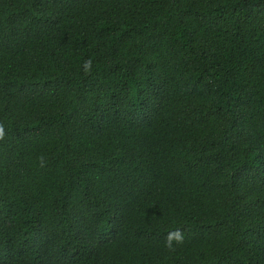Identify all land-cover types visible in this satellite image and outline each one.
<instances>
[{"label": "trees", "instance_id": "16d2710c", "mask_svg": "<svg viewBox=\"0 0 264 264\" xmlns=\"http://www.w3.org/2000/svg\"><path fill=\"white\" fill-rule=\"evenodd\" d=\"M0 264H264V0H0Z\"/></svg>", "mask_w": 264, "mask_h": 264}]
</instances>
